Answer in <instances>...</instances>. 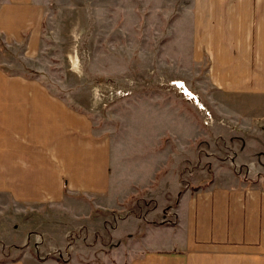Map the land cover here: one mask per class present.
<instances>
[{"label": "rangeland", "instance_id": "374dc122", "mask_svg": "<svg viewBox=\"0 0 264 264\" xmlns=\"http://www.w3.org/2000/svg\"><path fill=\"white\" fill-rule=\"evenodd\" d=\"M36 1L45 10L39 50L31 55L25 39H0V69L39 79L85 115L93 137L108 147L106 168L116 193L89 199L87 207L59 203L20 209L0 201V235L8 240L14 223L26 228L24 241L9 239L16 250L3 246L6 258L110 259L129 239L134 222H171L168 212L180 194L211 183L213 165H228L236 153L246 156L247 143L264 154L261 135L243 140L211 125L209 105L194 88L198 74L178 67L188 45L185 49L176 24L177 0Z\"/></svg>", "mask_w": 264, "mask_h": 264}, {"label": "crops", "instance_id": "0c3cea01", "mask_svg": "<svg viewBox=\"0 0 264 264\" xmlns=\"http://www.w3.org/2000/svg\"><path fill=\"white\" fill-rule=\"evenodd\" d=\"M44 13L36 0H0V39H25V52L35 55ZM176 24L188 45L178 67L201 74L194 88L209 105L211 125L243 140L253 134L264 139V0H177ZM182 82L188 86L186 78ZM106 148L91 134L85 115L39 79L0 69L1 204L22 209L109 199L116 190L110 187ZM244 151L246 156L236 153L228 165H213L206 187L181 193L168 212L171 222H134L129 239L110 259H8L3 246L16 250L9 239L21 242L25 236L22 225L14 237L21 228L14 223L8 240L0 235V264H264V154L252 143Z\"/></svg>", "mask_w": 264, "mask_h": 264}, {"label": "trees", "instance_id": "16d2710c", "mask_svg": "<svg viewBox=\"0 0 264 264\" xmlns=\"http://www.w3.org/2000/svg\"><path fill=\"white\" fill-rule=\"evenodd\" d=\"M67 242H68V240H67ZM70 243V242H69ZM72 247H74V246H72Z\"/></svg>", "mask_w": 264, "mask_h": 264}]
</instances>
